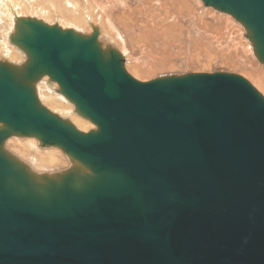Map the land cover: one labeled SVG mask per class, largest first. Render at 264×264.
Here are the masks:
<instances>
[{"label": "water", "instance_id": "water-1", "mask_svg": "<svg viewBox=\"0 0 264 264\" xmlns=\"http://www.w3.org/2000/svg\"><path fill=\"white\" fill-rule=\"evenodd\" d=\"M246 29L264 64V0H201ZM99 31L23 18L28 64H0V264H264V97L231 73L134 79ZM48 76L89 133L51 113ZM14 136L86 169L36 177Z\"/></svg>", "mask_w": 264, "mask_h": 264}, {"label": "rangeland", "instance_id": "rangeland-1", "mask_svg": "<svg viewBox=\"0 0 264 264\" xmlns=\"http://www.w3.org/2000/svg\"><path fill=\"white\" fill-rule=\"evenodd\" d=\"M59 1L63 4L62 0H40L36 4L38 9L42 7V12L54 13L55 6L61 5ZM185 1L193 9L183 8L179 0H129L130 10L137 17L133 15V18L124 19L120 26L118 21V33L109 34V30H105L106 34L103 35L102 27L107 29L103 16L98 14L95 19H86L87 6L90 2H104L111 9L110 0H72L81 9L79 13L82 17L79 23L74 24L82 30L94 28L99 31V41L104 50L119 51L124 58L126 71L137 81L149 82L174 75L231 73L244 77L264 97V64L258 60L250 38L243 36L248 35L247 31L242 30L244 26L232 16L206 8L203 3ZM12 6L16 10L8 5L4 12L14 14L16 11V15L18 12L21 17V0H13ZM28 10L32 11L30 8ZM108 13L109 10H106L105 15ZM52 17L57 20L56 15ZM38 20L43 21V18L39 17ZM18 25L17 18L11 24L4 14L1 15L0 28L6 31L4 35L0 34V43L7 49L15 46L20 51L13 41ZM53 25H59V22H53ZM18 69L17 66L15 70ZM46 79L45 76L42 81ZM43 82H36V92L42 105L51 113L68 121L81 132L89 133L97 129L80 114L74 115L71 109L70 114L66 115L67 112L62 109L65 106L59 102L51 101L52 106L45 104L48 98L58 100L57 94L61 92L56 85V93L50 92ZM22 138H9L4 144V151H14L16 148L17 152H21V156L17 154L21 160L14 153L10 155L25 164L36 177L63 175L71 168L87 172L60 149L43 146L36 138H26L34 143L24 146L25 138Z\"/></svg>", "mask_w": 264, "mask_h": 264}, {"label": "bare ground", "instance_id": "bare-ground-1", "mask_svg": "<svg viewBox=\"0 0 264 264\" xmlns=\"http://www.w3.org/2000/svg\"><path fill=\"white\" fill-rule=\"evenodd\" d=\"M39 1L40 0H21V8L22 9H21V17H20L18 12L16 15V11L14 12V14L4 12L5 8L8 5L10 6V8L15 9L12 6L13 0H0V17L2 14H4L7 21L11 24H13V21L16 20V18H17V20H19V24H20V20H22L23 18L39 19V17H40L41 19L43 18V21H45V23L48 25H53V22L58 21L59 25L61 27H68V29H71V30H73L79 34L85 35V36H87V35L89 36V35H92L94 33V31H95L94 28L82 30L79 28V26H77V24H74V23H79V21L82 17L79 13L81 9L77 6H75L74 3H72V0H62L63 4L59 1L61 5L55 6V12L54 13L42 12L41 11L42 7H40L38 9L36 3H38ZM179 2L183 8L193 9V8H191L192 6L189 5L185 0H179ZM191 2L202 5V2L200 0H191ZM110 5L113 6L111 9H109V4H105L104 2H99L97 4L90 2L87 6L88 14L86 16V19H95V17L98 16V14L103 16L104 21L106 22V27H107V29L102 27L103 35L106 34L104 32L105 30H109V34L118 33L120 30L119 26L121 25V23L124 19L130 18V17L133 18L134 17L133 15H135L137 17V15L134 14L132 10H130L129 0H110ZM28 8H30L32 11H29ZM106 10H109V13L107 15H105ZM64 13H68V15H65ZM52 15H56L57 20L53 19ZM228 16H230V15H228ZM115 20H116V22H115ZM118 21H119V26H118ZM242 30L246 31V29L243 27H242ZM5 31L6 30L0 28V34L4 35ZM243 36L246 37V39L249 38V36L246 34ZM15 48H16L15 46H11V48L7 49L2 43H0V62L11 67L12 69H14L15 72L20 73L23 71L24 67L28 64L29 57H28L27 53L24 50H22L20 47H19L20 51H18ZM17 66L19 67L18 71L15 70ZM174 76H176V75H174ZM46 77H47L46 81L43 82L42 78L39 81L46 84L45 87L47 88V90L49 88L50 92L56 93L55 92L56 86L58 88H59V86L55 82L51 81L48 76H46ZM37 94L39 96V93H37ZM57 99L58 100H55L52 98L45 99V104L52 106V105H50L51 101L59 102L61 104V106H65L62 109L67 112L66 115L70 114V109L72 110V113L74 115L79 114L76 111V108L74 107V105L70 101H68L61 93L57 94ZM66 106L69 108H66ZM22 139H24V138H22ZM23 142H25L24 146H26L27 144L34 143L32 140H28L26 138L23 140ZM19 144H21V143H19ZM24 146H21V147L23 148ZM15 149H14V151L8 149V153L11 155H12V153H14L17 157L18 156L17 154L20 155L21 152H19V151L17 152ZM37 155L41 156V153L37 152ZM16 157H15V159H16ZM18 160H21V159L18 158Z\"/></svg>", "mask_w": 264, "mask_h": 264}]
</instances>
